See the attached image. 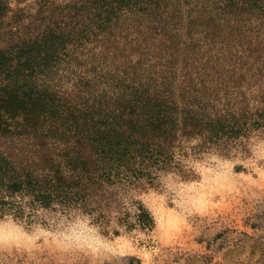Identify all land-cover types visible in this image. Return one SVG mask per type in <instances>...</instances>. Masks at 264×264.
<instances>
[{"label": "trees", "instance_id": "trees-1", "mask_svg": "<svg viewBox=\"0 0 264 264\" xmlns=\"http://www.w3.org/2000/svg\"><path fill=\"white\" fill-rule=\"evenodd\" d=\"M251 137L264 0H0V217L151 228L121 193L190 178L182 159L245 153Z\"/></svg>", "mask_w": 264, "mask_h": 264}, {"label": "rangeland", "instance_id": "rangeland-1", "mask_svg": "<svg viewBox=\"0 0 264 264\" xmlns=\"http://www.w3.org/2000/svg\"><path fill=\"white\" fill-rule=\"evenodd\" d=\"M246 147L229 157L190 155L182 159L190 178L161 173L121 193V211L133 215L137 201L151 228L114 218L101 226L60 210H39L29 225L0 217V234L18 239L0 243V264H264V138Z\"/></svg>", "mask_w": 264, "mask_h": 264}, {"label": "bare ground", "instance_id": "bare-ground-1", "mask_svg": "<svg viewBox=\"0 0 264 264\" xmlns=\"http://www.w3.org/2000/svg\"><path fill=\"white\" fill-rule=\"evenodd\" d=\"M16 239H13L12 237H10L9 233L8 234L7 233L0 234V243H7V244L13 246L18 241V239L17 240Z\"/></svg>", "mask_w": 264, "mask_h": 264}]
</instances>
